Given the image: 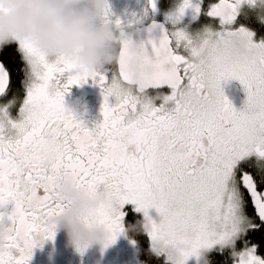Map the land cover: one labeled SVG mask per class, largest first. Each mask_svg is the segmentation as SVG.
Segmentation results:
<instances>
[{"label": "snow or ice", "instance_id": "obj_1", "mask_svg": "<svg viewBox=\"0 0 264 264\" xmlns=\"http://www.w3.org/2000/svg\"><path fill=\"white\" fill-rule=\"evenodd\" d=\"M255 2L219 0L205 13L219 27L193 35L178 26L189 10L201 15V0H181L166 18L172 30L151 23L99 72L51 61L26 41L0 46V264H29L54 238L46 221L63 208L54 198L62 180L104 194L86 219L104 224L106 247L134 205L164 264H264V43L232 30L241 5ZM149 10L157 0L144 17L115 18L117 30L143 25ZM231 79L246 91L239 111L221 86ZM88 81L103 97L91 128L65 105Z\"/></svg>", "mask_w": 264, "mask_h": 264}, {"label": "clouds", "instance_id": "obj_2", "mask_svg": "<svg viewBox=\"0 0 264 264\" xmlns=\"http://www.w3.org/2000/svg\"><path fill=\"white\" fill-rule=\"evenodd\" d=\"M110 9L109 0H0V46L26 41L51 61L63 58L89 73L102 71L117 61L123 40L144 31L143 25H138L122 35ZM232 43L243 47L237 38ZM54 198L63 208L47 217V225L55 234L64 232L67 245L78 255L93 247L103 254L110 247H106L109 233L104 224L86 218L104 202V194L62 180ZM121 227L125 238L129 232L149 230L145 217L134 226L125 227L122 221ZM151 250L158 255L159 245H151Z\"/></svg>", "mask_w": 264, "mask_h": 264}, {"label": "flooded vegetation", "instance_id": "obj_3", "mask_svg": "<svg viewBox=\"0 0 264 264\" xmlns=\"http://www.w3.org/2000/svg\"><path fill=\"white\" fill-rule=\"evenodd\" d=\"M219 0H201V15L193 19L189 10L178 26L185 29L190 34L203 30L205 26L211 24L213 27H219V20H212L205 13L211 6L217 4ZM181 0H157V10L152 13L148 11L144 19L143 27H148L151 23L163 25L166 30H172L173 26L167 23V16L174 12ZM109 4L114 18H120L125 24L135 17H144L147 8V0H109ZM264 2L256 0L254 4L244 3L241 5L232 30L244 28L253 34V43H264ZM135 34V33H134ZM159 36V31L152 34ZM134 36V35H133ZM140 42V41H139ZM15 68V65H12ZM224 95L231 102L233 108L242 110L245 107L247 99L246 91L238 80H228L222 82ZM103 97L99 87L92 81H88L80 86H73L68 95L65 96V105L68 109L81 116L86 125L91 128L94 123L99 122L100 106ZM11 206H9L10 210ZM134 205H126L122 211L125 213L123 223L125 227L130 226L129 215L137 213L144 220L142 212H136ZM149 215V214H148ZM7 225V222H5ZM150 240V237H149ZM151 242V241H150ZM29 264H143L139 259V248L137 247L132 232L128 233V238L118 236L115 243L107 248L101 254L97 247L89 249L85 254L78 255L71 247L67 245L64 232H57L52 240H45L33 249L32 258Z\"/></svg>", "mask_w": 264, "mask_h": 264}, {"label": "trees", "instance_id": "obj_4", "mask_svg": "<svg viewBox=\"0 0 264 264\" xmlns=\"http://www.w3.org/2000/svg\"><path fill=\"white\" fill-rule=\"evenodd\" d=\"M143 222L141 215L133 213L129 215V224L134 226L137 222ZM132 237L139 248V259L143 264H164L163 257H157L151 250V242L147 233L143 231L132 232Z\"/></svg>", "mask_w": 264, "mask_h": 264}, {"label": "rangeland", "instance_id": "obj_5", "mask_svg": "<svg viewBox=\"0 0 264 264\" xmlns=\"http://www.w3.org/2000/svg\"><path fill=\"white\" fill-rule=\"evenodd\" d=\"M148 214H149V217L152 219L153 222L159 223L161 217L159 216V214L156 212L155 209H150ZM187 264H196V260L194 258H191V259H189Z\"/></svg>", "mask_w": 264, "mask_h": 264}, {"label": "water", "instance_id": "obj_6", "mask_svg": "<svg viewBox=\"0 0 264 264\" xmlns=\"http://www.w3.org/2000/svg\"><path fill=\"white\" fill-rule=\"evenodd\" d=\"M147 33L144 32V31H141L139 33H135L134 36H133V39L136 41V42H139L141 40H144L147 38Z\"/></svg>", "mask_w": 264, "mask_h": 264}]
</instances>
